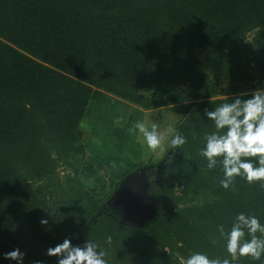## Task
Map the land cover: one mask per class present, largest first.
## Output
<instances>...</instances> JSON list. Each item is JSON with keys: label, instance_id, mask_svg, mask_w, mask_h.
Wrapping results in <instances>:
<instances>
[{"label": "trees", "instance_id": "16d2710c", "mask_svg": "<svg viewBox=\"0 0 264 264\" xmlns=\"http://www.w3.org/2000/svg\"><path fill=\"white\" fill-rule=\"evenodd\" d=\"M214 45L229 60L221 87L199 69L198 52ZM257 88H264V0H0V264H16L4 258L16 248L23 264H57L47 249L66 238L95 241L109 264L227 255L217 225L229 227L239 212L264 223V187L240 177L220 186L222 169H208L199 155L214 130L204 111ZM104 95L137 113L171 107L179 116L173 127L187 139L170 163L171 149L151 164L144 219L122 221L107 202L144 163L108 175L106 188L79 179L82 124ZM60 166L70 172L61 177ZM235 264H264V256Z\"/></svg>", "mask_w": 264, "mask_h": 264}, {"label": "clouds", "instance_id": "9594fccd", "mask_svg": "<svg viewBox=\"0 0 264 264\" xmlns=\"http://www.w3.org/2000/svg\"><path fill=\"white\" fill-rule=\"evenodd\" d=\"M233 97L231 102L221 103L212 110L205 109L204 116L213 122L214 130L205 132L199 155L207 161L208 169L217 166L222 169L219 183L224 189H229L236 177L249 184L260 182L264 187V88ZM134 128L150 150L160 149L166 153L169 149L173 150V154L168 156V163L174 158L175 150H182L187 143L186 137L171 124L161 131L156 123L149 127L144 121H137ZM169 136L171 138L165 147ZM40 223L46 224L47 221L42 219ZM216 230L227 255L209 257L204 252L194 251L183 259V264H235L237 257L260 260L264 256V223L256 215L239 212L229 227L218 224ZM111 242V236L105 237V244L110 245ZM46 254L56 256L57 264H109L105 251L89 239L78 246L66 238L47 249ZM24 255L16 248L4 253V258L23 264ZM34 264L41 262L35 261Z\"/></svg>", "mask_w": 264, "mask_h": 264}, {"label": "rangeland", "instance_id": "374dc122", "mask_svg": "<svg viewBox=\"0 0 264 264\" xmlns=\"http://www.w3.org/2000/svg\"><path fill=\"white\" fill-rule=\"evenodd\" d=\"M198 57L200 59L199 69L207 72L219 87L229 83L227 75L229 60L224 51L214 45L208 50L198 52ZM247 91H249L248 88ZM104 96L97 102L92 101L89 105L85 115L86 120L82 124L87 155L85 158L76 157V165L80 169L79 179L86 185L95 184L102 188L107 187L108 175L117 176L124 173L130 169L133 162L152 166L151 164L157 163L158 160L160 164L166 159V152L160 149L150 150L144 143L143 137L133 129L134 120L140 118L139 112L132 110L131 105L119 102L110 95ZM170 109L171 107L167 108L165 114L172 113ZM145 115L149 118L154 116L147 112ZM176 122L177 119L174 118L167 124L157 126L163 131L170 124L174 126ZM146 125L150 127L151 124L146 123ZM134 133L136 137L133 139ZM170 138V136L167 137L165 147ZM86 160L102 163L107 173L97 170L93 165H88ZM68 172L70 170L65 169L64 166L58 168V174L61 177Z\"/></svg>", "mask_w": 264, "mask_h": 264}, {"label": "water", "instance_id": "95a60500", "mask_svg": "<svg viewBox=\"0 0 264 264\" xmlns=\"http://www.w3.org/2000/svg\"><path fill=\"white\" fill-rule=\"evenodd\" d=\"M149 168L144 165L129 171L110 194L107 202L116 209L121 220H131L141 215L144 219V213L150 205L147 199Z\"/></svg>", "mask_w": 264, "mask_h": 264}, {"label": "crops", "instance_id": "0c3cea01", "mask_svg": "<svg viewBox=\"0 0 264 264\" xmlns=\"http://www.w3.org/2000/svg\"><path fill=\"white\" fill-rule=\"evenodd\" d=\"M118 100V99H117ZM168 107H158V108H154V109H151V110H142L141 112H139V116H140V118H138V119H135L134 121H135V123L137 122V121H144L145 123H149V124H152V123H156L157 125H159V124H167V123H169L170 121H172L174 118H176L177 120H178V115L176 114V113H174L171 109V111H172V113H169V114H165V111H166V109H167ZM148 113V114H151V115H154V116H151V118H149V116L147 115H145V113L146 112ZM174 115V116H173ZM155 116L157 117V118H155ZM154 117V118H153ZM133 127H134V125H133ZM134 130H135V128H133ZM132 130V129H131ZM133 133V132H132ZM136 136H135V133H134V137H133V139L135 138Z\"/></svg>", "mask_w": 264, "mask_h": 264}, {"label": "flooded vegetation", "instance_id": "af4514ba", "mask_svg": "<svg viewBox=\"0 0 264 264\" xmlns=\"http://www.w3.org/2000/svg\"><path fill=\"white\" fill-rule=\"evenodd\" d=\"M148 175H149V173H148ZM149 208V207H148ZM138 217H141V219H143V217H142V215L141 216H138ZM137 217H135L134 219H132V220H135ZM123 221V220H122Z\"/></svg>", "mask_w": 264, "mask_h": 264}]
</instances>
